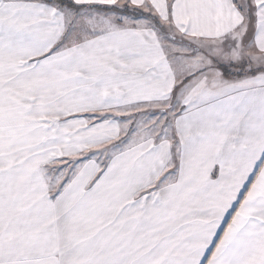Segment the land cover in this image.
<instances>
[{
    "label": "snow or ice",
    "instance_id": "1",
    "mask_svg": "<svg viewBox=\"0 0 264 264\" xmlns=\"http://www.w3.org/2000/svg\"><path fill=\"white\" fill-rule=\"evenodd\" d=\"M0 264H264V0H0Z\"/></svg>",
    "mask_w": 264,
    "mask_h": 264
}]
</instances>
